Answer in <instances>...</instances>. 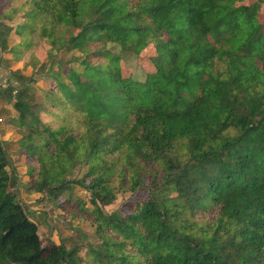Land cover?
I'll list each match as a JSON object with an SVG mask.
<instances>
[{
  "label": "trees",
  "instance_id": "obj_1",
  "mask_svg": "<svg viewBox=\"0 0 264 264\" xmlns=\"http://www.w3.org/2000/svg\"><path fill=\"white\" fill-rule=\"evenodd\" d=\"M241 1L10 0L18 32L78 52L51 57L41 102L8 87L31 191L89 193L77 210L102 237L93 264H264V0ZM149 44L155 71L124 77L120 61ZM9 161L0 144V264H79L42 243ZM123 182L147 196L126 216L104 211Z\"/></svg>",
  "mask_w": 264,
  "mask_h": 264
},
{
  "label": "rangeland",
  "instance_id": "obj_2",
  "mask_svg": "<svg viewBox=\"0 0 264 264\" xmlns=\"http://www.w3.org/2000/svg\"><path fill=\"white\" fill-rule=\"evenodd\" d=\"M254 1L242 0L240 3L248 4ZM9 6L10 0H0V144L10 159V167L7 168L11 179L9 188L17 194L28 217L37 224L38 234L44 245H48L49 242L62 243L76 252L79 264H93L91 248L101 249L102 237L97 233L96 225L87 217L88 215L77 210V204L81 202L86 208H92L89 193L79 186H74L72 190L64 187L62 195L53 201L45 194L31 191L33 178L29 175V166L36 163L19 144L27 129L15 123L18 116L13 106L16 91L12 92L8 87V82L18 88L23 87L26 93L25 101L39 103L48 88L45 73L58 68L57 64L51 65V57L57 59L59 56L63 61H67L78 52H68V46H64L54 56L56 52L48 44L46 36L37 31L30 33L28 29L25 31L21 29V32H18L19 25L24 22L25 17L21 16L20 10L16 8L12 10L8 8ZM258 18L264 24V5L260 7ZM154 55L155 48L151 44L138 55H127L120 61L122 75L127 77L133 74L141 77L142 69L148 72L155 71L151 61ZM73 65L78 68L77 63ZM57 122L59 118L55 115L52 124L56 125ZM83 171L81 169L77 171L78 173L74 172L72 177L80 176ZM144 184H149L148 176ZM115 186V200L102 206L106 212L118 211L126 216L130 202L147 196L145 187L133 191L125 183L123 186L115 183Z\"/></svg>",
  "mask_w": 264,
  "mask_h": 264
}]
</instances>
